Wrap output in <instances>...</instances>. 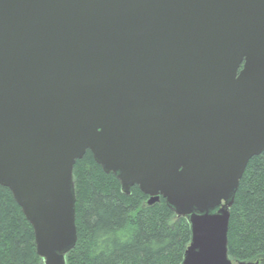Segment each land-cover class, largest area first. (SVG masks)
Masks as SVG:
<instances>
[{"label": "water", "instance_id": "1", "mask_svg": "<svg viewBox=\"0 0 264 264\" xmlns=\"http://www.w3.org/2000/svg\"><path fill=\"white\" fill-rule=\"evenodd\" d=\"M88 150L187 219L182 264H253L228 230L264 151V0H0V185L43 264L77 243Z\"/></svg>", "mask_w": 264, "mask_h": 264}, {"label": "trees", "instance_id": "2", "mask_svg": "<svg viewBox=\"0 0 264 264\" xmlns=\"http://www.w3.org/2000/svg\"><path fill=\"white\" fill-rule=\"evenodd\" d=\"M77 243L67 264H182L190 225L165 198L129 195L87 151L74 166ZM229 256L264 264V151L248 163L230 208ZM0 264H43L35 233L11 190L0 185Z\"/></svg>", "mask_w": 264, "mask_h": 264}, {"label": "rangeland", "instance_id": "3", "mask_svg": "<svg viewBox=\"0 0 264 264\" xmlns=\"http://www.w3.org/2000/svg\"><path fill=\"white\" fill-rule=\"evenodd\" d=\"M131 189H132V188H131ZM149 199H150V198H149ZM149 199H148V201H149ZM148 201H147V202H148ZM156 203H157V202H156ZM176 215H177V214H176ZM177 217H178V216H177Z\"/></svg>", "mask_w": 264, "mask_h": 264}]
</instances>
